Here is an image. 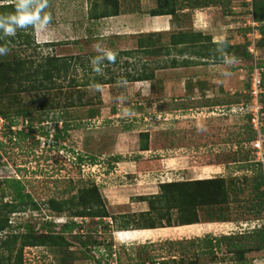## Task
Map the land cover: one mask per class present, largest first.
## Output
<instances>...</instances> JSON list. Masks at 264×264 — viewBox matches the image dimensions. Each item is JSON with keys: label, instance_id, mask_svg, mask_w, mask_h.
<instances>
[{"label": "rangeland", "instance_id": "1", "mask_svg": "<svg viewBox=\"0 0 264 264\" xmlns=\"http://www.w3.org/2000/svg\"><path fill=\"white\" fill-rule=\"evenodd\" d=\"M155 1L118 0L117 19L90 21L87 18L90 7L88 0H33L31 5L34 15L38 17L33 21L35 43L27 50L22 48V53L18 51L20 57L78 55L80 63L85 65L84 68L79 66L76 69L78 80L99 75L105 81L113 79V83L81 87L78 90L69 87L67 78L49 83L50 90L18 93L14 89L5 95L1 93L0 120L3 122H0V181L8 177L20 179L25 192L31 195L40 208L34 212L12 214L10 232L23 233L25 225L38 229L44 221L53 222L56 226L53 231L56 232L60 228V221H73L78 227L67 235L69 241L74 242L72 235L78 232L82 241L86 237L102 239L115 250L119 258L117 264H264V244L258 249L251 248L252 231L264 228V206L261 210L257 208L260 200L253 190L256 175L253 168L257 162L254 142L247 141L254 132L253 139L261 138L264 145V96L262 95L263 135L260 137L253 131L245 114H228L229 110H224L226 106L220 107L224 108V113L216 107L210 110L209 116L205 114L204 118L195 117L192 120L195 121L194 132H183L181 128L172 125L171 120L162 129L160 122H156L154 117L161 107L154 101H149L156 96L155 82H123V78L126 74L140 73L145 64L144 68L149 69L154 68L156 61L169 63L170 59H164V54L148 57L141 52H133L130 56L121 55L138 48L140 21L137 14H147L155 7ZM214 1L208 0L205 4L202 0L203 7L200 8L206 9L209 15H227L225 28L222 25L217 28L219 33H223L219 42L226 40V44L228 42L229 45L242 48L247 45L248 50H253L254 46L251 60L235 63L230 56L224 64L225 70H222L224 73L227 69L242 68L240 80L237 78L234 84L236 96H230L227 92L224 93L223 100L246 105L248 96L245 88L249 84L251 66L256 63L262 68L259 71L264 74V48H259V27L262 23L252 19V0H222L220 11L215 7L217 4ZM8 3L0 1V5ZM191 7L185 5L178 10L184 13L180 20L183 23L179 22L182 25L180 31L185 32L190 27L192 14L188 11L191 10L192 13L196 6ZM229 12L233 15H229ZM214 15L212 20L218 19ZM9 20V15L1 17L0 25H5ZM191 20L194 21L193 18ZM151 23L152 20L147 19V31L153 29ZM251 23L256 25L252 26ZM12 27L15 31L19 25L12 24ZM21 28L24 29L25 26ZM87 38H92V41L85 43ZM77 39L81 40L77 45H46ZM158 42L161 45L162 39ZM165 45H170V42L155 46L159 50H165ZM220 50L224 52L223 48ZM91 54L102 61L100 66L96 59L89 57ZM109 59H113V62L107 64ZM222 71L216 72L217 77H220ZM205 74H201V78ZM173 75L176 76L174 73ZM262 79L264 84V78ZM3 86L0 87L1 90ZM146 99L148 103L144 102ZM19 107L30 111L27 117L32 122L31 130H28V123L19 121L14 133L5 124L7 121L2 112H9L13 117V112ZM90 108L96 112L92 118L87 114ZM112 109L119 115L113 116ZM163 109L166 112L171 110L165 105ZM45 110L48 111L44 114L42 111ZM181 113L186 117V111ZM17 117L22 119V116ZM173 117L172 115L170 119ZM56 118L68 122V131L65 135L61 132V136L55 141V125L63 128L60 122L55 124ZM127 126L132 136L123 145L131 146H126L128 148L124 151L135 149V152H127L130 153L132 162L116 167L108 162L113 158L110 154L114 152L110 149V144L116 142L117 135L124 133ZM170 127L176 129L171 130ZM144 131L151 132L148 133L150 154H142L139 161L133 162L138 159V135L145 133ZM132 144H136V147ZM120 151L124 152L117 150ZM80 157L83 159L81 163L78 162ZM242 164L248 167L242 171L236 170L235 167ZM169 167L174 169L173 180L187 182L186 186H182L186 193L181 195L179 187L177 190L166 188L168 199L163 207L158 198H153L160 195V186L156 184L158 171ZM107 170L116 171L108 175ZM262 173L264 175V167ZM217 177L225 179L228 191L226 203L203 205L205 200L197 182ZM157 187L159 192L154 193ZM174 192L175 196L172 197ZM0 200H9V191L3 185H0ZM48 202L58 206L60 212L50 209ZM90 205H100L101 209L108 211L109 216L102 221L73 216L75 211H82ZM196 220L198 223L192 224L190 228L188 225H181ZM105 223H110V230L104 231ZM123 225H127L128 230L116 231V227ZM150 225L156 228L134 230L138 226L146 228ZM160 228L163 231H159ZM146 236L148 238L142 239ZM208 237L227 238L223 240L220 251L201 255L204 243L200 241ZM0 238L4 239V234ZM18 247L19 241L16 248ZM52 249L25 248L22 251V264H57L62 256L54 253L55 248L54 251ZM79 249L78 242L70 249L76 258ZM75 264L87 262L78 260Z\"/></svg>", "mask_w": 264, "mask_h": 264}, {"label": "trees", "instance_id": "2", "mask_svg": "<svg viewBox=\"0 0 264 264\" xmlns=\"http://www.w3.org/2000/svg\"><path fill=\"white\" fill-rule=\"evenodd\" d=\"M9 2L8 4L0 5V20L1 17L9 15L10 20L4 25L5 27H12V24H15L11 21L12 16H18V5L20 0H0ZM90 3V7L88 9L87 18L90 21H99L104 18H111L115 17L119 13L118 9V0H88ZM205 4H207L208 0H203ZM33 2V0H32ZM156 5L154 8L148 11L147 15L150 17H157V16H176L179 13V8L183 6H196V8H200L202 6V0H156ZM252 19L257 23H262L261 27H259V33L261 35L259 41V48H264V0H252ZM191 7V8H192ZM203 7V6H202ZM194 7V9H196ZM28 11L32 14H35L33 11V7L30 4L28 7ZM1 23V22H0ZM33 23L31 22L25 25V28H21L19 26L14 32L15 34L10 35L6 33L5 27L0 29V48L6 49L4 53H0V87L3 86V90L0 89V95L8 94L11 90H16L15 92L18 93H27V92H38L43 90H48L53 81H57L59 79H67L69 78V87H74L75 89L80 90L81 87L88 88L91 86H98V85H106L113 83V79H109L107 81L104 80L103 77L99 75H93V77L87 79H77L76 77V69L77 67L81 66L82 68L85 65L80 63V57L77 56H67V57H57V56H50L47 57H39V56H30L25 59L20 57L21 54L18 53L22 48L29 49L32 45L34 46L35 38L34 32L35 29L33 27ZM13 28V27H12ZM26 34V35H25ZM161 34L158 33H151V34H140L138 37V48L135 51H126L121 53V55L130 56L133 52H141L145 56H158L161 54L170 55L169 49L159 50L155 46L156 43L160 40ZM80 39L77 40H69L64 42H55V43H47L46 45L49 47H59L62 45H71V44H79ZM92 41V38H87L85 43H89ZM170 41L172 45H181V44H190L195 45L199 43L210 42L211 37L204 36L202 33L199 32H188V31H178L177 33L171 34ZM205 45V46H204ZM222 47L225 50V53L228 56L235 60H243L249 61L251 60V56L247 51V45L243 48L240 46L229 45L228 43H220V44H210L209 52H205L203 49L206 48L207 45L203 44V46L199 47V49H195L194 54L206 58L207 54L211 55L217 60H223L222 54H215L216 47ZM193 47V46H191ZM203 48V49H202ZM157 49V51H156ZM188 49L184 47L180 49L178 53L183 54L187 52ZM208 51V50H207ZM21 52V51H20ZM22 53V52H21ZM135 53V54H136ZM207 53V54H206ZM90 58L98 59L96 55L91 54ZM90 60V59H89ZM98 61V65L100 66L102 61ZM106 62V61H105ZM113 62V59L107 60V64ZM174 64V63H172ZM145 65H143V71L140 73L136 72V75L126 74L123 78V82H141V81H148V82H155L154 72L160 68L158 67L145 69ZM149 66V64H148ZM167 66V65H166ZM163 68H167V67ZM253 67L251 66V71ZM90 70V69H89ZM91 71V70H90ZM89 71V73H90ZM87 73V74H89ZM264 78V74L262 75ZM250 80V75H249ZM50 83V84H49ZM262 87L264 88L263 80H262ZM250 84L246 85L245 91L249 90ZM50 90V89H49ZM264 96V94H263ZM161 97V96H160ZM262 97V96H261ZM154 101V100H149ZM246 102H249V97L246 99ZM262 103V98H261ZM232 104H239L232 103ZM231 105V104H230ZM46 111H42L44 114ZM14 116L11 117V113L9 112H2V116L6 118V125L9 129L13 130L14 126H18L19 121H24L23 123H28V130L31 128L32 122L27 117L30 114L28 110H22L20 107L13 112ZM96 113V112H95ZM94 109H88V116L92 118L95 116ZM17 116H22L21 120L18 119ZM62 116V115H61ZM55 124L59 122L63 124V128H57V133L54 136V140L56 141L61 135H65L68 131V122L59 118L55 119ZM29 121L31 123H29ZM31 130V129H30ZM15 133V131L13 130ZM254 133V132H253ZM252 133V134H253ZM45 133H42L44 135ZM249 136L247 141H255L253 138L254 135ZM140 144L139 150L145 152L148 150L149 141H148V133H140L139 134ZM251 142V143H252ZM137 158V157H136ZM251 161V160H250ZM78 162H83V159L80 157L78 158ZM248 164V163H246ZM240 165L236 167L237 170H244L248 167V165ZM254 173H256L254 178L253 190L256 192L257 198L260 200L257 208L259 210L262 209L264 206V175L262 173V164L257 162L256 166L253 168ZM0 185H3V188L9 191V200L3 201L0 200V235L4 234V239L0 238V251H4L7 254L0 252V264H22V251L25 248H35V247H49L54 248L56 251L54 253L59 254L62 256L57 264H75L78 260L82 262H87V264H117L119 258L114 249L109 244H105L102 239H98L97 237L94 238H87L85 240H80L78 234L72 235L73 241H69L67 239V235L72 234V232L78 227V225L73 222H62L60 221V228L58 231H53L55 224L51 221H44L40 227L33 228L29 225H25L23 233H14L10 232L11 223L10 217L12 214L23 213L25 211H38L40 208L38 204L33 201L30 194L25 192L24 185L22 184L20 179L16 177H8L0 181ZM187 182H171V183H162L160 184V195L155 198L160 200L161 206L165 207L167 197V190L166 188L175 189L177 190L178 187L180 189L181 195H185L186 191L182 189V186H186ZM197 187L199 191L202 193L204 197L203 205H223L226 203L227 198V186L224 178H214V179H206L203 181L197 182ZM175 196V192L172 193V197ZM3 198V197H2ZM1 198V199H2ZM53 211L60 212L58 206H54V203L48 202L47 205ZM74 217H83V218H92V219H102L107 218L108 211L104 208L101 209L100 205L94 206L90 205L86 207V209L82 211H75L73 214ZM115 220V218H113ZM194 223H198L196 221L191 222H184L181 225H192ZM110 223H105V230L108 231L111 229ZM191 227V226H187ZM156 228L154 225H150L144 228H136V229H154ZM116 231H126L127 225H123L121 227H116ZM135 230V229H134ZM13 234V235H11ZM3 237V236H2ZM251 241L253 243L251 248L258 249L262 244H264V228L252 231L251 233ZM227 237H220L216 239L205 238L200 241V243H204L203 249L200 251L201 255H208L213 254L215 251H220L221 246L223 244V240ZM19 241V247L16 248L17 243ZM80 247L78 251V256L70 249L74 246V243H77ZM261 248V247H260ZM164 264V263H162ZM176 264V263H174ZM183 264V263H179Z\"/></svg>", "mask_w": 264, "mask_h": 264}, {"label": "crops", "instance_id": "3", "mask_svg": "<svg viewBox=\"0 0 264 264\" xmlns=\"http://www.w3.org/2000/svg\"><path fill=\"white\" fill-rule=\"evenodd\" d=\"M220 1L222 0L214 1V3L217 4L215 7L218 8L217 9L218 11L222 9V4ZM235 9L236 8H234V10ZM188 12H190V14L192 15L190 16V21H189L190 27L187 28L186 31L191 30L193 32L202 33L204 36H208V37L210 36L211 43L213 44H220L226 41L224 40L219 42V40H221L219 38H222L221 35L223 33H219V29H217L221 25L225 28V24L227 22L226 14L222 13L221 15V13H219L220 15L218 16L214 14L209 15L208 11H206V9L203 8L194 9L192 13L191 10ZM183 14L184 13L181 11L178 14H176V16L169 15V16L148 17V15L146 13L144 14L143 12L137 14V17L140 21L139 22L140 34L160 33L162 34L160 38V41L162 39V44H165L166 42H170V45L164 46L165 49H169L170 55H165V54L163 55L164 59L166 58L167 60L168 58L170 59L168 60L169 63L163 62L161 60V61H156L157 63L155 64L156 67H158L159 65L160 68L154 72L155 84L157 86L154 102L156 103V105H159L161 107L160 111L157 112V114H155L157 116H154L156 118V122H160V127L164 129L167 125L170 124L169 120H171L172 125L174 126L176 125V127L181 128L183 132L188 133L190 131L194 132L193 129H195V121L192 120L195 117L204 118L205 114H208L209 116L210 110L212 108L214 109L217 107L220 109V107L231 106L230 104H232V102L230 103L223 100V98H225L224 93L226 94L227 92H229L230 96H236L237 91L236 90L234 91V87H235L234 84L237 78L240 80L242 68L236 67L234 68V70L227 69V71L223 73L222 70H225L224 64H226L227 61L229 60V56H227L225 50L224 52L220 50V48L222 49V47L220 46L216 47L214 50H215V54L223 55V60H217L216 58L213 59V57L207 53H206L207 54L206 58L199 57L194 54L195 49H199V47L203 46V44L207 45L208 51L206 50V48L204 49L202 48V49L205 52H209L210 44H211L209 41L208 42L204 41L202 44L199 43L195 45H190V44L172 45L170 41L171 34L177 33L178 31H180L179 29L182 28V25H180L179 22L183 23L180 21L181 18L184 17ZM228 14L233 15L231 12H229ZM235 14L237 13L235 12ZM213 15L216 16L218 19L212 20ZM192 18L194 19V21L191 20ZM112 19H117V16L110 18V20ZM147 19L152 20L151 27L153 29H151V27L149 26V28L151 29L149 31H147L148 28ZM221 22H224V24H222ZM132 26H135V24H133ZM104 29H106V26L104 27ZM156 45L161 46L159 42H157ZM184 47H186L188 51L184 52L183 54L178 53V51L180 49H183ZM163 57H161V59ZM230 59L235 63L240 61L232 58ZM165 66L167 68H163ZM220 71H222L221 75L220 77L219 76L217 77L216 72L219 73ZM202 72L205 73L207 72V73L205 74ZM173 73L176 74V76H174ZM201 74L203 75L205 74V77L201 78ZM200 79H202V81H199ZM222 100L223 102H221ZM147 101H148L147 99L144 100V102L148 103ZM163 105H165V107L166 106L170 107L171 108L170 112H166V110L163 109ZM112 111H113L112 112L113 116L119 115L115 109H112ZM182 111L187 112L186 117L183 113H181ZM172 115L174 117L170 119ZM164 116H167V118H164ZM161 117L164 118L165 120L161 119ZM188 117L190 119H188ZM198 125L200 124L198 123ZM128 127L129 126H127V129H125L124 133L117 135L116 142L110 144V149L114 150L115 154L114 152L110 154V156H112L113 158L110 159V161L108 160V162H111L116 167H119L120 165L127 162L128 163L132 162L130 161L131 155L130 153L128 154L127 152H129L130 150L135 152V149H130L129 151L125 152L124 150H127L128 148L126 146H131V145L129 144L126 146L123 145L127 143V139L130 138V136H132V134L129 132L130 129ZM176 127H170V128L171 130H174L176 129ZM147 133L150 134L151 132H147ZM149 137L150 135L148 136V138ZM131 138L133 139V137ZM132 145H135L134 147H136V144H132ZM136 149H137L136 154H138L136 156H138L137 157L138 159L133 160V162L139 161V159H141L139 158V156H142V154H150L151 151V148L149 147L148 150L145 152L139 150V147L138 148L136 147ZM117 150H123L124 152L122 151L117 152ZM116 170H107V174L111 175ZM173 172L174 169L170 167L167 170L160 169V171H158V176H157L158 183L156 184L160 185L162 183L177 182V180H173L175 176V173ZM154 186L156 187V185ZM158 190L159 189L157 187V191L156 192L154 191V193L159 192ZM139 202L140 201H138V203ZM136 230H150V229H135V231ZM155 231L157 230H151V232H155ZM159 231H163V229ZM144 238H148V237L146 236L143 237L142 239Z\"/></svg>", "mask_w": 264, "mask_h": 264}, {"label": "built area", "instance_id": "4", "mask_svg": "<svg viewBox=\"0 0 264 264\" xmlns=\"http://www.w3.org/2000/svg\"><path fill=\"white\" fill-rule=\"evenodd\" d=\"M251 24L252 26L256 25L255 23H251ZM252 48L254 50V46H252ZM253 50L249 49L248 51L250 54H252ZM253 67L254 68L251 71L250 80H249L250 88L247 91L249 102H247L246 105L234 104V105L225 107V109L220 108V110L223 113L226 110H229L228 114H231V115L245 114V117L251 123V127L253 131L256 132L257 137H260L263 135V133L261 132V130L263 129V121H262L263 105L261 103V98H262L261 96L264 93V88L262 87L263 71L262 72L259 71L262 68L258 67L256 63L253 64ZM223 109L225 111H223ZM0 122H3V120L1 119ZM12 129L15 130V127ZM260 140L258 138L257 140L254 141L253 150L256 156V162L261 163L262 166L264 167V145L262 143L263 140L261 138Z\"/></svg>", "mask_w": 264, "mask_h": 264}, {"label": "clouds", "instance_id": "5", "mask_svg": "<svg viewBox=\"0 0 264 264\" xmlns=\"http://www.w3.org/2000/svg\"><path fill=\"white\" fill-rule=\"evenodd\" d=\"M30 4H32V0H20L19 5H18L19 15L18 16H12L11 17V21L14 22L15 24L19 25L20 27H24L25 25H27V24L33 22L34 20L38 19V17L36 15H34L31 12L28 11V7H29ZM37 4L39 5V2ZM0 27H5V26L4 25H0ZM5 31L8 34H13L14 33V29L12 27H10V26L9 27H5ZM248 48H249V46H248ZM248 48H247V51H248ZM5 51H6V49L0 48V53H4ZM248 53H249V51H248ZM250 56H251V59H252L253 58L252 54H250ZM26 124H27V122H26ZM14 127H15V129H17L18 126H14Z\"/></svg>", "mask_w": 264, "mask_h": 264}]
</instances>
